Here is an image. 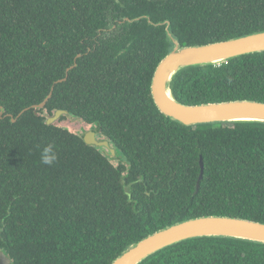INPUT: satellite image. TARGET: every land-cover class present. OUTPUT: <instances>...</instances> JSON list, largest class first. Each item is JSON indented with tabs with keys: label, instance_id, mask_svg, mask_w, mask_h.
Masks as SVG:
<instances>
[{
	"label": "trees",
	"instance_id": "obj_1",
	"mask_svg": "<svg viewBox=\"0 0 264 264\" xmlns=\"http://www.w3.org/2000/svg\"><path fill=\"white\" fill-rule=\"evenodd\" d=\"M167 31L180 47L264 31V0H0V250L10 264H111L201 216L264 223V123L185 126L161 114L150 83L173 47ZM171 92L187 105L264 102V51L183 68ZM57 110L90 125L114 157L47 125ZM48 143L51 166L40 162ZM139 264H264V243L197 237Z\"/></svg>",
	"mask_w": 264,
	"mask_h": 264
},
{
	"label": "water",
	"instance_id": "obj_2",
	"mask_svg": "<svg viewBox=\"0 0 264 264\" xmlns=\"http://www.w3.org/2000/svg\"><path fill=\"white\" fill-rule=\"evenodd\" d=\"M125 20L128 21L127 18ZM167 36L173 47L156 66L150 83L153 102L161 114L185 126L242 121L264 123V102L233 100L187 105L177 101L171 92V81L174 75L183 68L219 64L238 56L264 51V31L225 41L185 47H180L169 31H167ZM72 68L73 66L67 69L65 78L58 80L57 83L63 82ZM51 92L52 88L40 104L33 106L34 109L42 108L50 98ZM28 109L22 110L15 119L9 116L11 122H14ZM2 113L3 110L0 107V114ZM67 114L66 110H57L51 116L46 117V124H54L62 115ZM96 135L95 131H88L82 139L86 145L97 147L100 150L108 149L109 153L106 155L114 157L115 149L110 146L109 141L98 140ZM202 174L203 164L200 160L196 191ZM125 192L130 194L129 187L125 188ZM207 236L231 237L264 243V223L228 216H201L182 220L159 229L128 246L111 264H139L148 256L167 246ZM0 264H10V258L2 250H0Z\"/></svg>",
	"mask_w": 264,
	"mask_h": 264
},
{
	"label": "rangeland",
	"instance_id": "obj_3",
	"mask_svg": "<svg viewBox=\"0 0 264 264\" xmlns=\"http://www.w3.org/2000/svg\"><path fill=\"white\" fill-rule=\"evenodd\" d=\"M62 116H63L62 120H60V119L57 120L55 122V124H57L60 127L66 128V129H68V130H70L76 134H79L82 136L85 131H87L91 128L90 125H87V124H85V123H83L77 119H73V117L70 115H62ZM96 137H99V136L96 135ZM99 138L102 139L101 137H99ZM101 151L105 154L109 153L108 149L102 148ZM117 155L119 158L121 157V153L119 151H117ZM111 161L114 165H117L119 163V161L114 160V159Z\"/></svg>",
	"mask_w": 264,
	"mask_h": 264
},
{
	"label": "clouds",
	"instance_id": "obj_4",
	"mask_svg": "<svg viewBox=\"0 0 264 264\" xmlns=\"http://www.w3.org/2000/svg\"><path fill=\"white\" fill-rule=\"evenodd\" d=\"M57 159L58 155L53 143H48L42 147L40 151V162L42 164L51 166L57 161Z\"/></svg>",
	"mask_w": 264,
	"mask_h": 264
},
{
	"label": "flooded vegetation",
	"instance_id": "obj_5",
	"mask_svg": "<svg viewBox=\"0 0 264 264\" xmlns=\"http://www.w3.org/2000/svg\"><path fill=\"white\" fill-rule=\"evenodd\" d=\"M60 118H61V117H60ZM60 118H59V119H60ZM59 119H58V120H59ZM88 131H93V130H92V128H90L89 130L85 131V132L83 133V135H85ZM83 135H82V136H83ZM97 139L100 140L99 137H97ZM102 139H103V138H102Z\"/></svg>",
	"mask_w": 264,
	"mask_h": 264
}]
</instances>
